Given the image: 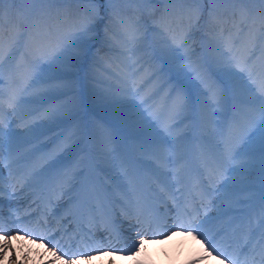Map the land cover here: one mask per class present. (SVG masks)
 <instances>
[{"label": "bare ground", "instance_id": "1", "mask_svg": "<svg viewBox=\"0 0 264 264\" xmlns=\"http://www.w3.org/2000/svg\"><path fill=\"white\" fill-rule=\"evenodd\" d=\"M161 1V0H159ZM20 5L24 3L23 0L19 1ZM179 3L169 2L160 7L159 12H155V9H146L142 8L141 5H133L132 9L127 12H120L123 19L125 20V24L127 27V34H125V28L119 25H114L112 27L111 32V42L107 44L102 43V36L99 37V42L95 45L90 52L87 53V56L82 59L73 61L71 59V52L66 54L64 58L59 61L52 62L50 57L45 54V48L42 44L37 42L36 50L33 56L41 57V62L45 63L47 66L42 68V70L46 72H53L54 70H59L61 73L60 76H56L54 80H47L44 83L36 84V89L47 94L46 98H52L51 101L47 103H43L38 107L43 110L44 108H48L49 106H60L63 101L70 100L71 97H81L83 100L81 110H87L86 120L85 118H78L74 120L71 127L66 128L63 126L65 124L64 120H60L57 116L54 119H36L34 120L32 117H27L26 120H21V115L25 113H20L19 116L11 114H7L5 116L6 125L10 124V120L15 121L14 124H10L9 127H5V133L11 131L15 133V136L12 138L11 147L15 152L24 154L28 153L36 148H40L46 142H50L52 140L57 139L61 133L62 136L50 147L44 149L37 156L42 155L44 153H51L54 150L58 149V146H62V150L56 152V168L70 169L71 173L75 176V179H72L71 184L63 185V184H53L50 190L46 191V188L40 189L38 187L39 196L41 197V201L37 203V196L34 195V191L37 190L38 185H33L32 187H20L17 185L16 190L13 191L12 183L13 177L9 175L10 170L9 164L11 160L9 159V137L5 135L4 137V147H3V155L0 156V171L6 173V183H0V188H3V193L0 194V209L3 208H11L13 213L19 212L23 209V206H31V208H36L38 205L41 207L42 205V213L44 219L47 221L53 220L51 216L47 213L49 212L53 206L56 204H60L62 201L70 200L73 197H82L83 198V189L85 188L86 181L89 182V185L93 192L97 193L86 202L81 200L79 203L81 208L78 210V213L85 216L84 213L89 212V218L86 221L92 220L99 224V228H103L104 225L100 221H96L94 219L104 217V214L100 215L99 212H95L94 202L99 197L104 204V212L107 216L108 223L109 221L113 222L114 218H117V214H122L125 220L117 221L111 225L113 229H115V234H111L106 238L108 244L114 246L118 249H124L139 239H144L146 241L143 253L147 256L149 260L153 262V264H157L160 260H170L173 258V251H175V259H180L184 256V251H182V244L179 241H174L173 238L179 237L181 240L185 239L184 231H179V233H175V230L172 231H164L166 234H155L150 236H145L144 231L139 229V225L134 227L131 222L136 223L133 220L135 219L136 214L132 212L133 206L131 209L129 207H123L122 201L125 200V194L127 191L122 186L115 187L114 183L120 185L118 183L122 175V171L120 166L113 167V163H116L117 160H113L111 157L107 156L101 148V140L103 135V130L105 128L111 129L117 139L118 146V136L116 135V130L119 135H125V141L129 146H132L131 151L128 154H124L127 162L134 167V177L133 179L138 181L140 185L143 186L142 193L143 195H147L150 201L159 202L160 200H164L162 196L172 200L174 197V192H178V194L184 192V190H180L183 187V183L178 179L175 174V166H169L168 168H160L157 164L152 163L150 159L147 157H143L140 155L141 145L148 138L150 133L159 132L161 138L165 137V133L162 131V123L156 122L152 120L147 112H145V106H140L139 97L133 99L125 97L119 103H113L109 99H105V97L109 93V85H115L116 81L113 79L114 76H118L127 71H130L131 61L127 60L125 56L121 55L122 51H125V44H128L131 47V39L132 34L139 30V35L143 37L142 41L136 46V56L135 58L139 59V64L135 65L136 69L139 71L135 72V79L139 82L141 80L146 81L143 85L144 91H148L153 89V87H159L160 85H164V91H161L159 95L155 97L154 101H149V104H158L161 97L164 95V92L168 90L173 84L177 83V81L182 82L185 85H188L189 90L192 94L193 104H197L202 97L199 96V92L201 89L199 88L196 80L193 79L194 72L193 68L199 67L203 65L202 71L207 72L208 75L212 77L213 80H217L224 86L226 89L229 85L226 82V78L224 73L220 71L221 68L225 67L224 64H218L214 57H218L220 52L224 54V60L228 61L227 67L239 77L240 81L248 87L255 89L261 83V78L264 77V44H259L253 52L260 53L262 50L261 56H251V59L248 62V69L253 74V80L255 83H252L248 79V71L240 72L236 67L235 63L232 62V57L236 56L238 59H246L249 57V52L246 50L244 37L241 36L239 39L235 40L236 31L232 27V15L229 19L223 16L222 19L219 20V24L215 29L209 24V20L205 21V27L203 29V33L210 37L211 40L208 42L207 40L198 39L194 36L193 40H190L189 43L192 45V48H196L194 51L192 61H196L198 63L193 64V68L187 67L189 64V60L186 58L185 53L180 50L177 51L174 55H168L164 52L166 45L161 41L167 39L165 36L166 26L168 21L162 20L161 17L167 16L173 21L177 20L178 16H171L172 12H178ZM182 6L183 3H181ZM39 4L37 7H40ZM249 7L259 8L264 7L259 4L249 5ZM230 12L233 10L234 6L231 5L228 7ZM3 9V5H2ZM20 13V6L16 8ZM36 9V8H35ZM86 8H83L81 5H78L76 0H60L55 5L49 6V10L47 13L52 17L51 26H52V35L51 40L53 44L60 40L59 34L61 31L67 35L68 33L77 31L74 27L75 21L71 18V15L77 11L83 13ZM88 10V9H87ZM90 11V10H89ZM7 10H2L3 15L7 16ZM22 14V13H21ZM195 12L191 11L190 14H183L185 26L189 23V18L191 17V22L194 18ZM2 15V18H4ZM22 16V15H21ZM196 16V15H195ZM218 17V14H216ZM222 16V15H221ZM22 16V21L17 23L15 20H11L10 24L3 30L1 24L0 28H2L5 40H8L14 37L17 31L20 30L21 26L24 23ZM106 19V18H105ZM137 21V22H136ZM109 23V19L104 20L103 24H97L96 31L92 34L94 37L98 35H105V31L107 28V24ZM148 27V28H146ZM155 27V28H153ZM224 29V36L227 37L229 30L232 31V37L235 41L234 47L229 52L228 48L221 46L219 51H216L217 42L221 41L220 30ZM193 31V29H192ZM115 32H120L122 35L116 34ZM126 41V43H125ZM170 43V42H169ZM113 46V50L107 49V47ZM180 55V56H179ZM260 55V54H258ZM177 57L179 59H177ZM75 66H70L72 64ZM42 67V66H41ZM161 68L160 71L155 72L156 69ZM134 69L131 66V71ZM41 71V72H43ZM40 72V73H41ZM64 74V75H63ZM7 71L5 70V74L3 76V81L8 84ZM151 78V79H149ZM167 78L169 81L167 82ZM62 83H65L63 85ZM0 86H3L0 85ZM60 91H59V90ZM63 92L60 95L59 92L62 90ZM6 93H8V89H6ZM59 93V94H58ZM49 94V95H48ZM143 94V93H142ZM228 97V106H233L235 109L237 106L232 100L231 91H227ZM44 101V100H43ZM234 103V104H233ZM226 107V109H227ZM7 107L5 106V109ZM224 109V111L226 110ZM242 109V108H241ZM223 111V110H220ZM7 113V111L5 110ZM219 112V111H217ZM99 113V114H96ZM235 113H239L236 112ZM96 115L101 117L102 122H99V127L97 130L100 131V138L96 137L92 133L93 126L90 125V122H94L96 119ZM170 116V113L167 109H164L162 112V120L167 119ZM217 119L220 118L219 115H216ZM242 117V116H241ZM197 119V115L195 112H185L183 116L177 117L173 123L177 125L174 128V134L171 136H167L168 140L171 142L173 137L176 136H184L185 139L182 140V151L185 152L189 148L188 140H191V146L197 145V136L198 133L192 131L189 127L194 124ZM245 120V118H244ZM87 123L89 129V135L87 137L77 136L74 139H69L73 135V132L76 131V126L78 124ZM27 124L28 127H24L23 125ZM150 126V127H149ZM257 143L259 144V138H256ZM258 144H253L252 147L258 148ZM190 146V148H191ZM120 150V149H119ZM195 150V149H194ZM121 151V150H120ZM196 152V151H195ZM194 152V153H195ZM196 157V155H194ZM257 161L254 162V167H250L244 170V176L237 175L233 179L237 183L241 180H244L245 183L241 184V186H251L255 183L260 182L259 175V163L258 156L259 153H256ZM190 157L189 155L186 158ZM171 159V158H169ZM247 159V158H245ZM82 161V162H81ZM136 161H139L136 164ZM101 166L99 169H97ZM95 166L96 170L93 172L92 168ZM198 161L195 164L197 168ZM16 169V168H15ZM112 169L113 171H109ZM157 173H163V175H158ZM250 173V175H249ZM202 174L200 178L204 181L206 180V173L201 170ZM93 178V179H92ZM125 179V177L123 178ZM126 180V179H125ZM193 182L195 185V189L198 186L196 178H193ZM261 186V183H259ZM83 185V186H82ZM41 186V185H39ZM208 186V184H207ZM10 187L9 192H5L4 188ZM160 188V189H159ZM179 189V191L177 190ZM190 189V188H189ZM186 190L184 197H190V193L194 194V192ZM89 191L92 192L89 188ZM256 191H251L250 194H254ZM195 196H191L192 199L197 200V202L201 203V197H199L198 193L195 192ZM78 195V196H77ZM162 195V196H161ZM218 195H213L209 199L207 197L204 198V203L207 204V213L204 212L203 216H207V214L217 213L220 210H224L226 207V202L222 199L218 198ZM72 196V197H70ZM121 197V201L118 203H114L113 200L117 197ZM241 196H249L247 191L244 192ZM5 197V198H3ZM70 197V198H69ZM2 198V199H1ZM243 198V197H242ZM193 200V202H194ZM50 201V203H49ZM188 201H191L188 199ZM145 201L143 204L145 205ZM124 204V203H123ZM161 204V203H160ZM90 207H92V211L95 214V217H92L90 214ZM139 208V207H138ZM69 209V208H68ZM4 210V209H3ZM66 207L62 210V213L65 214ZM121 210V211H120ZM120 211V213H119ZM251 212V211H250ZM248 212V214L250 213ZM202 213V212H201ZM200 213V214H201ZM199 214V215H200ZM247 214V215H248ZM244 215L242 217H245ZM61 217L54 221V224H60L61 222L69 225L73 223L76 225V221H79L80 215H76L75 217L69 218L67 220L65 217ZM240 217V218H242ZM62 218V219H61ZM68 218V217H67ZM232 215L224 216L220 220H216L212 226H206L203 230L209 236H215L216 240L213 247H216L217 238H225L226 235L230 237L233 236V230L236 225L233 224L232 227L228 228L225 232H221L226 221L232 219ZM33 227L38 229V236L44 235V240L41 242L39 239L36 240L35 243H32L31 238H25L23 235V231H18L15 227V224L12 225V229L10 231V235L13 239L10 241L12 249L16 252V258L19 260L24 253H28L29 259L27 260V264H43L44 260L51 259L52 257L46 251V247H51V245H55V239H51V244H48L47 236L45 234L53 233L52 230L55 228L48 223V227L44 229V221H40V218L35 217L31 220ZM239 223V219L237 220ZM137 224V223H136ZM66 225V226H67ZM214 230L210 232V228ZM109 228V227H108ZM130 229V230H129ZM139 229V231H138ZM112 231V229H111ZM209 231V232H208ZM72 233V232H71ZM175 233V234H174ZM217 233H221L220 236ZM195 235V233H193ZM235 235L238 236V243L241 244L245 241V237L237 232ZM19 236V239L15 237ZM67 235H61L59 237L66 238ZM115 243L113 239H115ZM122 239L125 241V245L118 242ZM196 243L203 244L204 248L207 245L197 237ZM107 243H103L98 246L102 248L103 254H100L94 246L87 247V250H78L77 248H71L73 252L81 253L79 256H65L64 259H73L75 260V264H137V261L132 258V252H125L124 254L115 253L113 255H109V246ZM173 245H175L173 247ZM106 246V247H105ZM94 248V249H93ZM218 248V247H217ZM66 250L68 248H65ZM57 253L59 252V247L57 248ZM40 254H43V260L39 259ZM9 256L12 255V252L9 251ZM215 253L212 254V259L214 260V264H230L229 262L214 258ZM217 257V256H216ZM258 257H260L259 253H255L253 258L250 261H258ZM32 258H36L33 260ZM0 264H8L7 258L0 261ZM56 264H60V261H56Z\"/></svg>", "mask_w": 264, "mask_h": 264}, {"label": "snow or ice", "instance_id": "2", "mask_svg": "<svg viewBox=\"0 0 264 264\" xmlns=\"http://www.w3.org/2000/svg\"><path fill=\"white\" fill-rule=\"evenodd\" d=\"M15 3L16 0H0V19H2V5L5 3ZM32 3H53L56 0H30ZM67 2V0H65ZM77 3H84L89 5H95L100 0H76ZM108 3L114 4L118 2L135 3V2H152V0H107ZM173 3H186L189 0H169ZM193 3H203L205 0H191ZM209 4H216L218 2L230 3L234 6L232 10V28L236 31V37L239 39L244 37V43L246 50L249 52V57L246 59H238L236 56L232 57V62L240 72L248 71V79L250 82L255 83L253 80V74L249 71L247 65L251 59V55L254 54L253 50L259 45L264 44V7L253 8L249 5L259 4L264 6V0H206ZM239 6V7H235ZM195 23L191 22L185 26L183 10H180V15L177 20L173 21L167 16L161 17L162 20H167V26L165 31L166 40L161 41L166 45L164 52L168 55H174L177 51L182 50L185 53L186 58L189 60L187 67L193 68V64L198 62L192 61V55L194 49L189 43L194 39L192 32L193 28L199 26L200 14L202 9H196ZM111 16L109 17V25L105 31L106 42L110 40L112 27L119 23L125 28V34H127V27L125 20L121 13L116 9H111ZM100 13L98 9H92L91 11L85 10L83 13L79 11L73 13L71 18L75 21L74 27L77 31L68 33L61 37L59 41L53 44L51 40L52 17L47 14L44 9H33L29 11L28 15L23 17L24 23L16 35L8 40H5L2 28H0V85L3 84V76L5 70L8 75V93L5 97L3 89L0 88V156L3 155L4 137L7 135L9 139V159L11 163L9 168H16V171L10 172L9 175L13 177L12 189L16 190L17 185L20 187H32L35 185H53V184H71L72 179L75 176L71 173L70 169L63 168L57 169L56 166V152L62 150V146H58L57 150L51 153H44L37 156L35 153L38 150H32L28 153L15 152L12 147V138L15 133L9 131L5 133V127L10 128V124L6 125L5 106L11 111V114L16 115L23 113V109L26 105L39 103L43 92L36 89L37 80L33 76L32 69L34 67V61L30 62L29 57L33 56L36 50L37 42L42 44L45 48V54L50 57L52 62L61 60L71 52V59L73 61L79 60L88 53V44L94 39L92 35L97 28V18ZM209 24L213 29L219 24V19L216 16L215 9L208 10ZM221 41L217 42L216 51H219L220 47L228 48L229 52L235 45V41L232 37V31L229 30L227 37L224 36V29L220 30ZM143 37L139 35V30L132 34L130 41L131 47L125 44V51L121 52L122 56H125L127 60L131 61L133 71H127L118 76H114L115 85H109V93L105 99H109L113 103H119L123 98H137L139 97L140 106H145V112L148 116L159 123H162V131L166 134L164 138H161L159 132L150 133L148 138L142 143L140 155L147 157L152 163L157 164L160 168H168L170 165L175 166V174H179L188 169L189 160L186 158L185 151H182L184 147L179 142L185 139L184 136H175L171 140H168L167 136H171L174 128L177 126L172 121L177 117L183 116L185 112H195L197 119L194 124L189 127L192 131L198 133V151L196 154V160L198 161V169L195 172V178L200 180L201 170L206 173V180L208 187L203 190L201 197L200 207H195L194 203L189 205L186 201V206L181 210L178 201L175 203L178 209L175 223L172 224L173 228L183 229L184 233L192 235L197 239L199 237L207 247L205 250L212 255L215 253L217 256L222 255V250L213 247L216 237L209 236L205 233L204 221L199 218L200 208L207 207L204 203V198L207 197L210 202V198L213 195H218L219 199L226 202L228 209L237 205L246 203L245 200H240L238 197L244 192L248 191V187H241L245 181L241 180L239 183L234 181V177L237 175L244 176V170L250 167H254V162L257 161L256 153H259V175L261 177L260 183L262 189H264V77L261 78V83L255 89L248 87V85L242 83L239 77L236 76L228 67V61L224 60L223 52H220L218 57H214L218 64H224L225 67L220 71L224 73L226 82L229 87L226 89L220 82L213 80L207 72L202 71L203 65L193 68L194 76L201 91L199 96L202 97L197 104H193L192 94L188 85L183 84L180 81L173 84L164 95L161 97L158 104H149V101H154L155 97L159 95L161 91H164V85L159 87H153L148 91H144L143 85L146 81H137L135 72L139 69L135 68V65L139 64V59L136 56V46L142 41ZM170 42V43H169ZM264 50V49H262ZM17 54H19V60L13 63ZM70 66H75L73 63ZM151 79V78H149ZM231 91L232 99L235 105L239 107L235 108L236 112L245 110L248 115L244 122L241 124L238 120L233 118V124L229 128V132L226 136L221 135L220 143L215 145L206 146L204 141L208 138L215 139L217 136V125L213 119L218 110L226 109L228 105L227 91ZM143 93V94H142ZM243 97V98H242ZM164 109L170 113V116L162 120V112ZM63 106H49L48 108H36L31 112L23 113L21 120L24 121L27 117L36 119H54L61 111ZM28 127L27 124L23 125ZM150 127V126H149ZM238 128V132H234L232 129ZM89 135L87 123L78 124L76 131L69 139H74L77 136L87 137ZM259 138L260 143H257L256 138ZM253 144H258V148H253ZM221 145L223 147L221 148ZM101 148L104 153L111 157L113 160L119 161V166L122 171V175L128 179L131 192L125 194V199L128 195L135 198L136 205L140 208V211L136 214L135 219L139 229L145 227L149 232L153 234H166L164 229L168 225L166 213H161L159 209L147 208L143 204L142 195L138 192L134 183V167L130 165L125 155L117 148V139L114 132L105 128L103 130ZM171 158V159H169ZM247 158V159H245ZM82 162V161H81ZM139 161H136L138 164ZM163 175V173H157ZM250 175V173H249ZM0 183H3V176L0 174ZM202 183V182H201ZM179 191V189H177ZM3 193V188H0V194ZM98 195L95 192L85 191V199L92 198ZM176 198H174L175 200ZM131 202V201H129ZM50 203V201H49ZM222 216H230L231 213L225 210L221 213ZM187 218V219H186ZM235 224L236 227L233 230V235L240 232L245 237L246 244H252L253 238L258 236L255 244H252L253 252H258L261 257V264H264V193L261 194L259 201L251 212L242 218L229 219L225 222L221 232H225L228 228ZM155 225V227H153ZM45 226H47V220H45ZM12 225H5L2 219V212H0V239L3 243H0V261L7 258V262H15L16 252L12 249L10 241L13 237L10 235ZM15 227L18 231H23L25 238L34 237L32 243H35L37 239L41 242L44 240V235L37 236L36 230L31 228L29 223H26L23 219H19L15 222ZM138 229V231H139ZM171 231V229H168ZM195 233V235H193ZM221 233H217L220 235ZM46 235V234H45ZM19 239L20 237H15ZM52 237L51 239H54ZM111 239V237H109ZM51 239H48V244H51ZM146 241L139 239L132 245L118 249L114 246H109V255L115 253L124 254L125 252H132V258H136L141 252L142 246ZM99 245L103 244V241L97 242ZM59 247L60 254L57 253ZM103 254L102 248L96 249ZM9 251L12 255L9 256ZM46 251L52 257L48 259L50 264H54L56 261H60V264H75V260L67 259L65 256H79L82 255L78 252H73L71 247L67 250L57 241V244L46 247ZM20 259L28 260V253H24ZM35 260L36 258H32ZM39 259L43 260V254H40ZM144 259L137 261V264H144ZM228 259V257H225ZM231 264V261H230ZM247 264V261H245Z\"/></svg>", "mask_w": 264, "mask_h": 264}, {"label": "rangeland", "instance_id": "3", "mask_svg": "<svg viewBox=\"0 0 264 264\" xmlns=\"http://www.w3.org/2000/svg\"><path fill=\"white\" fill-rule=\"evenodd\" d=\"M18 1H20V0H16V2L13 3L14 5L11 4L10 7H12L13 9H15L16 8V4L18 6H20V11H21V13L24 14V15L21 14L22 16H25L26 14L28 15L30 10H33L35 8L37 10H39V8H41V6L40 7H37L41 3H32V2H30V0H23L24 3L22 5H20V3ZM59 1L60 0H56V2H53V3H46V4L43 3V5H46V9L47 8L49 9V6L50 5L52 7V5H55ZM168 3H169V0H161V1H159V0H152V2H135V3L118 2V3L110 4V3L107 2V0H100V2L97 3V4H95V5H89V4H84V3H78V5H81L83 8H86V9H88L90 11L92 9H98L100 15L97 18V22L96 23L99 25V24H103L104 23V20L106 21L107 18L109 19V17L112 14L111 13V9H113V8L116 9V10H118L119 12H127V11H130L132 9V6L133 5H136V7H137V5H141L142 8H146L148 10L149 9H151V10L152 9H155V12H159L160 10H158V9H160L161 6H163L165 4H168ZM8 4H10V3L5 2L3 4V6L5 7V9L7 8V5ZM228 4L229 3H224V2H218L216 4H209V3L206 2V0L203 3H193V2H191V0H189V2L183 3V5H184V11L186 12L185 13L186 14V17H187L188 14L191 13V11L192 12L193 11L195 12V14H193L194 15V18L192 20V23L193 24L195 23V17H196L195 16L196 15V11L195 10L196 9H202L203 10L202 13L200 14L199 26L196 27V28H193V31H192L193 32V35L196 38H198V39H203L205 41L207 40L209 42L211 40V38L210 37H207L203 33V29L205 27V25H204L205 24V21L209 20L208 10L214 8L215 11H216V14H218V18H222L223 16L230 15V14H227L228 9H221V6H227ZM178 7H179V9L182 8L181 3H179ZM12 17H13V12H12V14H10V16H9L10 19L9 20H11ZM9 20L7 21V24H4V25H8L10 23ZM21 20H22V18H21ZM219 20H222V19H219ZM107 25H109V23ZM116 25H119V23H117ZM146 28H148V27H146ZM153 28H155V27H153ZM113 32L114 31H112V33ZM115 33L116 34H119V35H122L120 32H115ZM58 34H59L60 39H61V37L65 36V33L62 32V31L60 33H58ZM100 36H102V38H103V39H101L103 44H107V43H110L111 42V38H110L109 41L106 42V37L103 34L102 35L100 34L98 36H95L94 39H92L89 42V44H88V52H90V50L95 45H97V43L99 42V37ZM125 43H126V41H125ZM113 48H114L113 46L107 47V49H110V50H113ZM193 49H194V51H196V48H193ZM193 57L194 56H192V58ZM177 59H179V58L177 57ZM39 66L36 69H34V71H33V76L37 80V85H39L40 83H44L47 80L48 81L49 80H54L56 78V76H60V74H61V73L58 72L59 70H54L53 72H46L45 73L42 70V68H45L47 65L45 63H42L41 61H40V65ZM41 71H43V72H41ZM62 84L65 85V83H62ZM62 92H63V90L61 92H59L60 95H62L61 94ZM46 97H47V94H44L41 97V99L44 100ZM42 100H40V102H42ZM40 102L39 103H36V104L26 105V109L27 110H30V111L31 110H34V109L38 108L37 105L40 104ZM82 103H83V100H82V98L80 96L79 97H76V98L75 97H71L70 100L63 101V103L60 105V106H63V110L61 111L60 115L58 116L60 118V120H64V122H68L72 118H76L78 115L81 116V114L83 113V111L80 110V108L82 106ZM67 108H68V110H66ZM86 111L87 110H84V113ZM96 114H99V113H96ZM102 119H101V117H99L98 115H96V119L94 120V122H92V125H94V127L97 128L99 126V122H102ZM216 125H217V135L218 134H219V136L220 135H223V133H226L228 131V124H221V125H219V123H218ZM92 133H94V135L97 136L98 131L95 130L94 132L92 131ZM0 174H2V176H4L3 171ZM3 180H4V178H3Z\"/></svg>", "mask_w": 264, "mask_h": 264}, {"label": "clouds", "instance_id": "4", "mask_svg": "<svg viewBox=\"0 0 264 264\" xmlns=\"http://www.w3.org/2000/svg\"><path fill=\"white\" fill-rule=\"evenodd\" d=\"M185 239L181 240L179 237L173 238L174 241H179L182 244V251H184V256L179 260L175 259V251H173V258L167 261L160 260L157 264H214L212 255H210L204 248L203 244L196 243V238L192 235L184 233ZM0 243H3V240L0 239ZM146 243V242H145ZM142 246L141 252L137 255L134 260L138 261L147 257L143 253L144 245ZM175 245H173L174 247ZM9 264H27V260L19 259L15 262H9ZM35 264V262H34ZM43 264H50L49 260H44ZM56 264V262H54ZM144 264H153L151 260L144 259Z\"/></svg>", "mask_w": 264, "mask_h": 264}]
</instances>
